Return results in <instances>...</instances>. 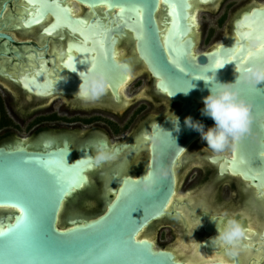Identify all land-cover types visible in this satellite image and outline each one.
<instances>
[{"label":"water","instance_id":"water-1","mask_svg":"<svg viewBox=\"0 0 264 264\" xmlns=\"http://www.w3.org/2000/svg\"><path fill=\"white\" fill-rule=\"evenodd\" d=\"M25 1L19 6L20 14L27 11L15 27L28 29L51 15L54 20L46 30L67 28L79 34L69 45L79 52L70 61L76 62L81 71L92 64L103 70L112 83L123 81L129 70L121 67L114 50L121 39L129 38L158 79L159 88L183 102L180 131L175 130L171 120L157 129L155 169L161 165L171 169L169 158H176L185 145L200 137L198 131L187 127L186 117L201 121L205 128L215 123L202 114L204 105L200 107V102L209 90L199 78L215 73L220 81L235 82V63L264 64V8L237 20L234 36L227 42L212 51L197 53L195 33L199 23L190 16L195 11L190 0H76L91 9L78 15L67 0ZM249 36L262 39L250 41ZM0 38L14 42L12 36L1 31ZM191 81L196 88L187 95L180 92L187 90ZM41 86L45 88V83H36L37 89ZM237 88L252 104L254 120L251 134L235 145L229 158L224 157L225 167L232 174L264 183V82L256 86L241 81ZM62 154L64 158L59 159L57 156ZM69 157V151L42 154L0 149V230H10L0 237V264H197L179 260L173 252L139 235L167 214L174 193L172 170L167 176L154 175L151 181H121L102 213L82 223L72 222L75 225L71 227H59L64 202L72 196V188H78L84 180L75 162L67 165L63 161ZM58 160L66 170L57 165ZM146 183L151 184L150 191H145ZM21 205L29 210L27 218Z\"/></svg>","mask_w":264,"mask_h":264},{"label":"flooded vegetation","instance_id":"flooded-vegetation-1","mask_svg":"<svg viewBox=\"0 0 264 264\" xmlns=\"http://www.w3.org/2000/svg\"><path fill=\"white\" fill-rule=\"evenodd\" d=\"M67 1L79 9L77 15L91 10L76 0ZM23 3L26 1L0 0V31L14 38V42L0 38V149L42 154L69 151L71 157L63 161L71 165L93 151L97 142L120 148L118 159L102 166L95 167L88 161L75 163L86 181L82 187H73L72 196L60 211L58 225L67 228L75 225L72 222L82 223L102 213L121 181L137 180L148 169L155 170L158 139L151 133V126L157 125V133L164 122L173 121L170 117L179 118L184 112L183 102L159 88L158 79L129 38L121 39L114 50L118 63L129 65L128 76L123 81H110L106 93L97 100L76 97L81 68L70 58L78 57L79 52L69 42L76 41L79 34L67 28L46 30L54 20L51 15L31 28H16L13 17L20 13ZM190 3L195 9L190 16L199 23L195 33L197 53L212 51L227 42L234 36L237 20L264 8V0ZM4 21H8L6 27ZM210 21L216 22V27ZM222 22L226 26L219 30ZM21 66H27L24 72ZM76 68L78 71H72ZM33 79L45 83V88L37 89ZM203 105L200 102V107ZM230 152L232 149L214 161L200 135L176 158H169L175 183L167 214L151 222L140 238L150 239L158 248L187 262L264 264V183L230 173L224 163ZM88 204H95V209L88 211ZM225 212L251 228L236 258L212 244V237L218 235L212 216L220 217ZM154 229L166 230L171 244L159 245V237L149 232Z\"/></svg>","mask_w":264,"mask_h":264},{"label":"clouds","instance_id":"clouds-1","mask_svg":"<svg viewBox=\"0 0 264 264\" xmlns=\"http://www.w3.org/2000/svg\"><path fill=\"white\" fill-rule=\"evenodd\" d=\"M248 39L259 42L262 37L249 36ZM121 67L129 70L127 63L122 64ZM72 71H78V69L76 68ZM235 71L238 73L235 82L220 81L216 78L215 73L211 76L207 74V78H199L205 81V86L209 90V94L203 98L204 108L202 109V114L214 120L213 126L205 128L201 121L194 120L191 116L185 118L187 127L198 131L201 134V138L207 142V147L213 154L212 159L221 158L229 149L234 150L235 145L242 138L251 134V126L254 120L252 104L240 95L237 84L244 81L257 86L264 82V64L242 65L235 63ZM78 75L81 83L79 84L76 97L85 101H94L102 97L108 90L109 77L95 65L91 64L87 71H78ZM194 88H196V85L191 81L187 90L180 92L187 95ZM170 118L175 124V130L179 132V118L176 116L175 118ZM151 128V133L154 136L158 135L155 132L157 125H152ZM166 131L173 137L170 131ZM89 152L91 154H88ZM89 152H86L85 156L75 163L88 161L95 167H99L104 163L118 159L120 148L100 141L97 142L95 149ZM170 171L171 169L168 166L161 165L155 171L148 169L142 179L151 181L154 175L167 176ZM150 190L151 184L146 183L145 191ZM212 219L217 222L218 230V235L212 237V244L223 248L228 256L237 255L244 247L248 228L235 215L229 216L227 212L220 217L212 216Z\"/></svg>","mask_w":264,"mask_h":264},{"label":"rangeland","instance_id":"rangeland-1","mask_svg":"<svg viewBox=\"0 0 264 264\" xmlns=\"http://www.w3.org/2000/svg\"><path fill=\"white\" fill-rule=\"evenodd\" d=\"M215 23L216 22L210 21V25L211 26H215L216 27ZM225 26H226V22H222L220 27H217V28H220L219 30H221V29H224ZM88 205L86 206L88 211H91V210L95 209V207H94L95 204L94 205L93 204H91V205L88 204ZM88 211H87V213H88ZM149 232H150V235L154 233V237L155 238L159 237V243H158L159 245L162 244V246H163V244H164V246H168L169 244H171V242L169 240V236L167 235L166 230L162 229V230L158 231V229H154L152 231L150 230Z\"/></svg>","mask_w":264,"mask_h":264},{"label":"bare ground","instance_id":"bare-ground-1","mask_svg":"<svg viewBox=\"0 0 264 264\" xmlns=\"http://www.w3.org/2000/svg\"><path fill=\"white\" fill-rule=\"evenodd\" d=\"M69 2V1H68ZM69 3H71V2H69ZM79 9L77 8L76 10L74 9L73 10V12H74V14L78 11ZM25 11H27V10H25L24 9V12H23V14L25 13ZM23 14H17L15 17H13V18H16V20H17V22H16V24L15 25H17V24H19L20 23V17H22L23 16ZM9 22H10V20H9ZM7 24H8V21L6 22V21H4V27H6L7 26ZM6 50H7V48H6ZM25 67H27V66H21L20 67V71L21 72H24L26 69H25ZM86 168V167H85ZM85 171V170H84ZM83 181H81L80 183H79V187H82V185H83V183L86 181L85 179V177H83ZM73 189V188H72ZM0 210H2V209H0ZM3 210H5V209H3ZM141 233V232H140ZM140 235V234H139ZM150 240V239H149ZM216 250H218V251H220L221 252V249H220V247L219 246H217L216 247ZM222 260V259H221Z\"/></svg>","mask_w":264,"mask_h":264},{"label":"snow or ice","instance_id":"snow-or-ice-1","mask_svg":"<svg viewBox=\"0 0 264 264\" xmlns=\"http://www.w3.org/2000/svg\"><path fill=\"white\" fill-rule=\"evenodd\" d=\"M121 11H123V10H121ZM249 55H251V53H249ZM56 163H57V165H58L59 167H61L62 169H64V166H63V164H62L61 161L58 160V161H56ZM73 167H75V165H73ZM64 170H66V169H64ZM65 191H66V190H65ZM21 207H22V211H23V217L27 218L28 215H29V210L26 209V207L23 206V205H21ZM9 231H10V230H0V237L7 236V235L9 234ZM248 232H249V233L251 232V228L248 229ZM141 243H142V242H141Z\"/></svg>","mask_w":264,"mask_h":264}]
</instances>
